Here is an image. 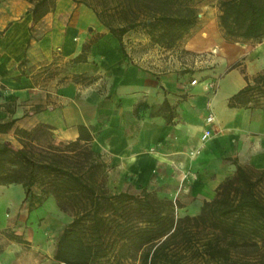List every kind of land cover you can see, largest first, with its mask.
<instances>
[{
  "label": "crops",
  "instance_id": "obj_1",
  "mask_svg": "<svg viewBox=\"0 0 264 264\" xmlns=\"http://www.w3.org/2000/svg\"><path fill=\"white\" fill-rule=\"evenodd\" d=\"M32 8L30 0H0V122L14 121L0 142L18 150L15 129L39 124L65 142L89 135L90 148L110 161V188L159 189L169 174L165 193L180 191L186 209L198 203L184 212L190 216L233 175L230 158L264 168V110L228 106L264 60L254 66L241 60L238 43L221 42L202 61L193 54L213 44L199 39L181 47L194 57L180 68L176 51L148 38V50L120 44L84 4L55 0L36 23ZM83 46L85 60L74 62ZM161 51L175 56L160 59ZM27 205L21 184L0 185V264H58L57 237L71 218L51 194L31 211Z\"/></svg>",
  "mask_w": 264,
  "mask_h": 264
},
{
  "label": "trees",
  "instance_id": "obj_2",
  "mask_svg": "<svg viewBox=\"0 0 264 264\" xmlns=\"http://www.w3.org/2000/svg\"><path fill=\"white\" fill-rule=\"evenodd\" d=\"M30 1L34 23L55 5V0ZM98 1L84 3L120 44L128 31L141 28L152 44L172 49L196 25L201 0ZM216 3L218 27L228 42L264 41V0ZM85 50L74 62L85 60ZM228 106L264 110V70L232 95ZM13 125L0 122V133ZM47 128H16L18 150L0 142V185L21 184L28 211L51 194L58 208L70 213L56 241L58 264H264V168L233 159V175L203 201L199 213L177 217L175 201L157 190L108 189L106 163L90 148L89 135L40 145Z\"/></svg>",
  "mask_w": 264,
  "mask_h": 264
},
{
  "label": "rangeland",
  "instance_id": "obj_3",
  "mask_svg": "<svg viewBox=\"0 0 264 264\" xmlns=\"http://www.w3.org/2000/svg\"><path fill=\"white\" fill-rule=\"evenodd\" d=\"M84 2H88V3H91L93 5L99 4L98 0H76L77 4L86 5ZM196 8L198 11V16H199L196 25L177 43V45L175 47H173L172 49L163 48L165 50L176 51V60L181 63V65L178 64L179 66L178 65H176V66H178L180 68L185 67L186 69H188L187 67L190 64V60L194 57L193 55H196V57L200 56L202 58L201 59L202 61H204V60L207 61V58H206L207 54H212L213 49H215V51L218 52V44H220L221 42L232 43V44L234 43V42H228L224 38V35H223L221 29L218 27L217 17L219 14V10H218L216 0L198 1L196 3ZM41 32H42V30H39L36 34H39ZM123 38L127 40V43L129 45H134V46H136L142 50L150 49V46L146 45V42H144V39L148 38V37L144 34V32L141 28H136L134 30L128 31L124 35ZM199 39L210 41V43L213 44V48H211L210 50L202 51V52H196L193 55L188 50H184L183 48H181L185 43L190 42V41L191 42L197 41ZM236 43H238L237 47L239 49L244 50L245 56L242 57L241 60H246V58H247V59L251 60V64L253 63L254 66H258L259 61L264 60V41H262V42L247 41V42H236ZM160 48H162V47H160ZM173 51L169 52L168 54H165L164 51H161V52H158L157 54L159 55L160 59H163V58L167 59V57L169 55L175 56ZM217 52H215V53H217ZM160 54H162V56ZM238 64H240V63H238ZM207 65H208V67H212L209 64H207ZM242 70H244V69H242ZM262 70H264V69H262ZM38 143L42 146H46L47 144H50V143H52V144H65V141L58 140L57 136H55V134H54V131H48L47 130L44 134H42L40 136ZM230 159L233 160V158H230ZM102 160L106 163V167L104 169V174H103V176L105 178V185L108 189L113 190L112 188H110L108 186L109 174L107 171L110 168V161H109L108 157H106L104 155H102ZM243 165H248V164H243ZM170 178H171V176L168 174V178H167V180H165L163 182V184H161V186H160L161 188L158 189L157 187L156 188L154 187V188H152V190H157L159 195L168 196L165 192H169L167 186L170 184L167 181H169ZM34 190L38 191V188L35 187ZM129 190L132 193H138L139 192V188H134L132 186L129 187ZM162 190H165V191H162ZM179 192L180 191H178V193L172 197V200L175 201V215L177 217H183V216H185L184 212H186L188 210L193 211L194 208H196V206H198V203L196 206L193 205L192 207H190L191 209L190 208L186 209L182 203V202H184V200H182L180 198ZM7 213H9V211H7ZM63 213L71 218V215L69 212H63ZM6 230L10 231V228H8Z\"/></svg>",
  "mask_w": 264,
  "mask_h": 264
},
{
  "label": "built area",
  "instance_id": "obj_4",
  "mask_svg": "<svg viewBox=\"0 0 264 264\" xmlns=\"http://www.w3.org/2000/svg\"><path fill=\"white\" fill-rule=\"evenodd\" d=\"M212 53H214V50L212 51ZM198 81H197V79H192L191 81H190V84H192V85H194V84H196ZM214 86V84H208V87H213ZM213 115L212 114H208L207 116H206V119H205V123H206V125H207V128L204 130V136H208L209 134H210V132H211V130H210V128H209V125L213 122Z\"/></svg>",
  "mask_w": 264,
  "mask_h": 264
}]
</instances>
